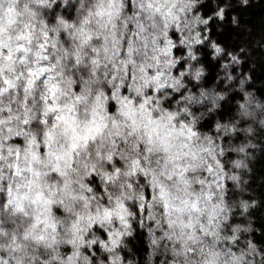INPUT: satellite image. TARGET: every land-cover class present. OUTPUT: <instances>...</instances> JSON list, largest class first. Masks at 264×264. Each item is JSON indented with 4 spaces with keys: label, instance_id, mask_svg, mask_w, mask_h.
<instances>
[{
    "label": "clouds",
    "instance_id": "1",
    "mask_svg": "<svg viewBox=\"0 0 264 264\" xmlns=\"http://www.w3.org/2000/svg\"><path fill=\"white\" fill-rule=\"evenodd\" d=\"M249 3L0 0V264H264Z\"/></svg>",
    "mask_w": 264,
    "mask_h": 264
},
{
    "label": "trees",
    "instance_id": "2",
    "mask_svg": "<svg viewBox=\"0 0 264 264\" xmlns=\"http://www.w3.org/2000/svg\"><path fill=\"white\" fill-rule=\"evenodd\" d=\"M233 11L239 13L241 25L252 28L253 35L264 29V0H250L249 6L246 8H237L233 9ZM233 33L236 34L237 39H243L244 37L243 29L238 31L229 26L225 28L223 33L219 34V39L235 47L236 40H232ZM252 56L255 57L256 62V68L253 69V73L256 79H260L264 76V53H261L259 49H253Z\"/></svg>",
    "mask_w": 264,
    "mask_h": 264
}]
</instances>
